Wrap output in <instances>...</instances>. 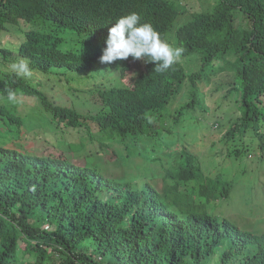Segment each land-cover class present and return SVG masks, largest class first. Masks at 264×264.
I'll return each instance as SVG.
<instances>
[{"label": "trees", "instance_id": "trees-1", "mask_svg": "<svg viewBox=\"0 0 264 264\" xmlns=\"http://www.w3.org/2000/svg\"><path fill=\"white\" fill-rule=\"evenodd\" d=\"M132 12L185 48L179 63L100 62L112 24ZM12 33L15 49L0 44V264H264L263 232H236L208 210L229 186L193 171L188 157L154 182L158 157L140 114L155 105L222 121L225 164L253 139L263 151L264 0H216L199 12L187 0H0V39ZM19 59L42 81L5 67ZM111 71L114 82L130 81L114 85ZM43 80L82 96L55 103ZM9 90L40 109L22 116ZM178 97L186 101L174 107ZM139 136L145 147L129 144ZM109 149L129 166L138 158L139 174L105 175ZM188 181L201 183L197 202L177 190Z\"/></svg>", "mask_w": 264, "mask_h": 264}, {"label": "clouds", "instance_id": "clouds-1", "mask_svg": "<svg viewBox=\"0 0 264 264\" xmlns=\"http://www.w3.org/2000/svg\"><path fill=\"white\" fill-rule=\"evenodd\" d=\"M141 19L139 13L132 12L120 17L112 24L113 26L109 29L105 41L106 47L102 50V55L100 57L101 63L111 64L117 60H126L131 56L135 60H144L145 62L154 63L155 70L164 71L182 60L185 48L182 45L173 46L166 39L162 38L161 33L157 31L151 23L141 22ZM145 58L150 59L146 60ZM10 68L17 77L30 78L33 74L30 62L26 59H19L11 63ZM116 83L119 84L121 82ZM7 99L14 103L17 99V92L9 90ZM184 100L186 99L178 97L174 107L184 102ZM153 106L152 110L148 112L143 110L140 114L150 121L146 128L148 136L145 138V141L148 147L154 150L155 157H158V162L153 165V169H155V172L158 174L154 182L162 185L164 176L172 172L170 166L167 164L173 160L175 167H177L178 162L183 159L182 157H188L193 161V164L190 163L193 171L199 169L201 173H203L204 165L201 164V161H204L208 155V151L204 149L206 143L204 139L209 135L207 133L208 129L206 128L205 130L200 125L199 121L193 120V123L200 131L198 136L194 138L196 143L192 141L193 138L184 134L183 139H181L179 136H176V134L180 132L182 122L189 119L178 118L175 110H159L157 106ZM140 114L136 116L138 119H140ZM214 129H216V125H214ZM149 131L158 134V137H153ZM222 137L223 136H221V138ZM221 140L222 139L219 141L221 142ZM128 141L129 144H141L142 147H145L140 136L139 138H129ZM184 161L186 162V160ZM172 175L173 173L168 177V181H170L169 179L172 178ZM206 177L209 178L207 175ZM185 185L186 186L178 187L177 190L187 193L191 201L197 202L201 195V183L188 181ZM211 204L221 207L220 209L210 210V213L218 217V222H225V226L229 224L231 226L230 228L233 227L232 229L236 232L238 230L244 232L248 231L231 224L229 221L231 218L225 213L223 216V204H220V200H214ZM218 234L219 233H217V235Z\"/></svg>", "mask_w": 264, "mask_h": 264}, {"label": "rangeland", "instance_id": "rangeland-1", "mask_svg": "<svg viewBox=\"0 0 264 264\" xmlns=\"http://www.w3.org/2000/svg\"><path fill=\"white\" fill-rule=\"evenodd\" d=\"M187 2L189 12H199L210 10L214 6L216 0H187ZM236 21V24L238 22L242 24V21ZM11 37H14L13 33L12 36H4L0 39V44H3V47L15 49ZM5 67L11 69L8 66ZM136 68L137 67H134V70H136ZM191 69L192 68L189 70ZM110 76V82L113 81L114 84H117L114 82L113 78L115 76L114 71H111ZM129 77L125 76L121 83H128L130 80ZM30 80L32 84L42 81L39 76L35 75L31 76ZM42 83L44 85V90L43 88L42 90L48 98L61 105H69L71 100H75L76 98L79 99L82 96V94L75 91L68 92L66 87H61L50 81H44ZM17 99V104L21 108L20 112L22 116H29L31 109H40V104L37 100L23 97ZM85 99L89 102H94L95 100H98V97L95 99L94 94H86ZM76 107L80 111H85L87 109L84 106L82 107V105H77ZM208 110L209 115V113L211 114L212 111H214V105L208 107ZM232 113V110L229 111L228 116ZM198 119H200V125L205 130L206 128L208 129L207 133L209 134L204 139L206 141L204 149L208 151V155L204 161H201V164L204 165L203 173L212 179L219 180L220 183H224L225 187L229 186V191H227L225 197L220 198V204H223V216L224 213L228 215L231 218L229 220L230 223L238 228L246 229L254 233H264V148L263 151H261L259 146H257L258 140L253 139L251 145L248 146V151H240L237 158H232L231 156L229 158V163L225 164V144L219 141L226 131V129H221L222 127L219 125L222 121L219 122V127L214 129V125L207 123L206 120L203 121L202 118ZM199 132L200 131L193 123V120H185L182 122L180 132L177 133L176 136L183 139V134L187 135L188 137L193 138L192 141L196 143L194 138L198 136ZM1 138L2 136L0 134V139ZM239 149L244 150L243 146L239 147ZM101 161L106 163L103 172L112 179L130 177L132 175L135 176L139 174L140 171V168H138L140 160L138 158L135 159V164L129 166L128 161L116 158L111 149L104 153ZM157 185L160 186V184ZM220 208L219 205H208V210Z\"/></svg>", "mask_w": 264, "mask_h": 264}]
</instances>
